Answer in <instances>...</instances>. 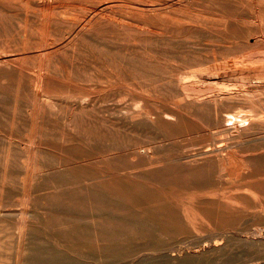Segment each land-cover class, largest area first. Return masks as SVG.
<instances>
[{
  "label": "bare ground",
  "instance_id": "6f19581e",
  "mask_svg": "<svg viewBox=\"0 0 264 264\" xmlns=\"http://www.w3.org/2000/svg\"><path fill=\"white\" fill-rule=\"evenodd\" d=\"M254 204L264 0H0V264H264Z\"/></svg>",
  "mask_w": 264,
  "mask_h": 264
},
{
  "label": "rangeland",
  "instance_id": "374dc122",
  "mask_svg": "<svg viewBox=\"0 0 264 264\" xmlns=\"http://www.w3.org/2000/svg\"><path fill=\"white\" fill-rule=\"evenodd\" d=\"M252 19H254V17H252L250 15L243 16V20L246 21V22H250V21H252ZM251 41L252 42H250V44H253L254 40L251 39ZM230 58H232V57L230 56ZM216 182H217L218 186L220 185L221 187L224 188L228 182H232V183L235 184V183H237L239 181H236L234 178H230L226 174H221L220 177H218V179L216 180ZM224 189H226V188H224ZM250 210L253 213H260V212H262L264 210V207L262 205H260V204H254V205L251 206Z\"/></svg>",
  "mask_w": 264,
  "mask_h": 264
}]
</instances>
